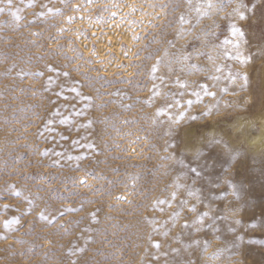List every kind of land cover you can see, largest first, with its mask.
Segmentation results:
<instances>
[{
    "label": "rangeland",
    "instance_id": "rangeland-1",
    "mask_svg": "<svg viewBox=\"0 0 264 264\" xmlns=\"http://www.w3.org/2000/svg\"><path fill=\"white\" fill-rule=\"evenodd\" d=\"M243 2V20L234 0H14L24 19L0 15V264H264V145L250 142L264 0Z\"/></svg>",
    "mask_w": 264,
    "mask_h": 264
},
{
    "label": "snow or ice",
    "instance_id": "snow-or-ice-1",
    "mask_svg": "<svg viewBox=\"0 0 264 264\" xmlns=\"http://www.w3.org/2000/svg\"><path fill=\"white\" fill-rule=\"evenodd\" d=\"M27 2H28V6L29 7H34L36 0H27ZM87 2L88 3H92V0H87ZM234 2L236 3L237 6H236V8L233 9L232 15H238L240 17V19H242V20L243 19H247L246 13L244 11V9L246 8V5L244 4L243 0H234ZM64 3L67 5V4L70 3V0H64ZM113 6L114 7H117L118 5H113ZM43 7H47V5H44ZM159 7H161V8H167L168 5L167 4H161V5H159ZM176 7L178 8L179 7V4H177ZM208 7L209 8H214V7H217V6L212 3V0H208ZM253 8H255V6H253ZM74 10L75 11H80V6L79 5H76ZM5 11H8L11 14L13 20L16 21V22L21 21L22 19H24V17L21 15V13L23 12V9L21 7H18V6H14V0H0V15L4 14ZM48 11H50V12L51 11L62 12L61 9H51V8H49ZM133 11H135V7L134 6H133ZM39 15L40 16H43V15H45V13L44 12H40ZM111 15L112 16H116L117 13L113 12V13H111ZM67 19H68L69 22H71L72 20L75 19V17L69 16V17H67ZM89 19H91V17H89ZM100 19H103V17H100ZM178 19H179V21H180L181 24H183V23H190V21H187L185 19V15L183 13L180 15V17ZM32 22H34V21H32ZM4 23H7V21H4ZM133 23H135V21H133ZM16 26L19 27V24L17 23ZM60 31H64V29H60ZM232 31H233V34L234 35H239L241 37L244 35L243 29L242 28H237L235 24L232 25ZM133 39H140V37L136 36V34L134 33L133 34ZM223 43L224 44H229V43H231V41L228 40V39H225L223 41ZM169 44H172V41H169ZM239 46H240V42L237 41L236 42V45H235V47H236L237 50L239 49ZM213 48L215 49L216 46L213 45ZM167 55H168V53H167V51H165L164 56L163 57H157L156 58V63L152 65L151 70H150V73H151V75L153 76L154 79L156 78V73H158L159 68H160V65L162 63H164V59H165V57H167ZM220 55H224V56L231 57L232 54L229 53V52H227L226 49H222L220 51H217V58H219ZM148 58L151 59L152 56H149ZM187 58L188 57H185V59H187ZM249 59H251V57H245V61H247ZM49 67H51V66H49ZM52 70L55 71V69H52ZM78 70L79 69L77 68V71ZM220 70L221 69L219 67H217V71H220ZM63 74L65 76H70L71 75V73L68 72V71H65ZM213 78L219 79V77H213ZM244 80H245V82H247V75L246 74L244 75ZM177 82L179 83V79L177 80ZM186 86L187 85L185 84V87ZM153 87L155 88L156 86L154 85ZM206 88H207V85H203L202 86V89H206ZM72 90L78 92V90L75 89V88L72 89ZM116 94H118V93H116ZM207 94L208 95H212V96L215 95V93H212V92H208ZM194 95L197 97V100H199L200 93L199 92H195ZM82 98L85 99V100L91 99V97H88V96H82ZM192 103H193V101H191V100L188 101V104L189 105H191ZM168 107H172V105H168ZM163 113H164V109L163 108H161V109L158 110V114L163 115ZM55 114H57V115L59 114L58 113V110H57V112ZM184 115H185L184 113H181L180 114L181 119L183 118ZM48 123H52V121L49 120ZM90 125H91V121H89L88 125H81L80 127H89ZM89 147H95V145L94 144H90ZM45 154H47V153H45ZM77 159H79V157H77ZM164 159L171 160V159H173V157L171 155H169V156L164 157ZM177 180H179V177H177ZM82 182H85L86 183V181H82ZM12 187L14 188V186H12ZM177 187H183V185L177 184ZM21 194L22 193L20 191H18V190H16V191L13 192V195H16V196H20ZM189 194L192 195L193 193L190 192ZM174 197H175V194H173V198ZM119 198L126 199V197H119ZM159 202L160 203H163V202H166V201H159ZM183 203H186V201L183 202ZM32 204H33V202L31 200H29L30 207L26 210V213L27 214H30L31 213V211H32L31 205ZM10 207H11L10 205L5 204V205H3V210L4 211H7ZM70 210H72V209H70ZM191 211L196 212V206L195 205L192 206ZM60 215H64V212H61ZM91 215L93 216V218H95V213H92ZM208 215H209V212H201V213H199L198 214V217L196 218V220L193 221V224L203 225L204 219ZM173 216H174V219L175 218H178L179 213H174ZM40 218L41 219H46L47 217L45 216V214L43 212H41L40 213ZM19 222H20V217H12L9 220L3 221L5 228H9V229L11 228V226L13 224H19ZM188 226H189V224L186 221L184 227H188ZM199 230L200 229L197 228V231H199ZM217 231H218V229H217ZM195 243L197 245H199L200 244V241L199 240H196ZM210 244H211L210 241H207L206 240L204 242L203 251L205 253L207 252V247H209ZM159 246L160 245L157 242L156 247H159ZM190 247H191V245H190ZM84 250L85 249H83V248L80 249V251H84ZM189 264H192V262L189 261Z\"/></svg>",
    "mask_w": 264,
    "mask_h": 264
},
{
    "label": "bare ground",
    "instance_id": "bare-ground-1",
    "mask_svg": "<svg viewBox=\"0 0 264 264\" xmlns=\"http://www.w3.org/2000/svg\"><path fill=\"white\" fill-rule=\"evenodd\" d=\"M113 27H107V29L105 30V35H111V36L116 35L120 27H117V28H113ZM121 30H123V29H121ZM95 35H97V34H95ZM255 119L258 120V122L260 124V131H259L257 137L254 140H251L250 142L254 143L257 147H260V146L264 145V114H258Z\"/></svg>",
    "mask_w": 264,
    "mask_h": 264
}]
</instances>
